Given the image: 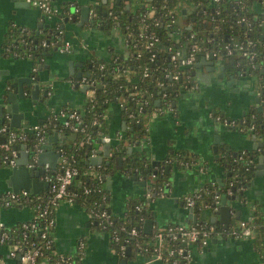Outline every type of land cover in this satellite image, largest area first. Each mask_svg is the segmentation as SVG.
<instances>
[{"label":"crops","instance_id":"obj_1","mask_svg":"<svg viewBox=\"0 0 264 264\" xmlns=\"http://www.w3.org/2000/svg\"><path fill=\"white\" fill-rule=\"evenodd\" d=\"M114 1L116 2V0H53L59 10L63 7L73 10L76 6L79 7L80 12L83 5L91 6L94 3L111 5ZM124 3L134 9L142 5L143 0H124ZM193 9L194 7L188 2L179 4L181 24L186 23L185 19L191 15ZM79 18L80 15L76 23L80 22ZM61 21L64 36L72 43L70 52L59 53L54 49L50 50L40 64L42 67L36 66V71L31 72L30 60L19 58L14 61L12 60L14 57L7 55L2 49L3 43L7 40V32L11 27H18L22 28L27 35H34L36 32L41 35L43 30L47 29L41 25L49 22L52 26L53 22L43 19L40 12L24 0H0V71L8 70L21 76L32 73L33 77H40L42 80L37 99H29L23 104V107L29 109L24 119L29 126L43 123L57 109L81 107L86 94L82 93L80 88L75 90V87L71 85L69 62L76 64L75 72L92 73V66L109 59L113 54H126L127 51L124 35L117 29L101 30L87 24L79 27L72 20L61 19ZM210 54L206 53L204 56L208 57ZM213 56L216 57L215 70L210 71L209 66L206 65L196 68L194 70L195 86L183 89L177 94L172 102L173 111L153 110L146 116L148 135L143 145L149 152L151 161L158 160L161 164L167 158L177 156L179 153H184L186 159L197 160L199 164L206 161L208 165L203 174H197V164H193V171L180 172L170 186L165 185L164 193L151 197L155 192L149 186L142 187L130 181L126 178L129 175L122 169L116 168L117 156L114 158L112 156L111 142L124 134L131 127V123L123 117L119 105H111L107 109L105 114L107 134L104 137L110 138V148L108 155L103 156V161H105L104 164L110 163L113 169L104 175L103 187L113 215L122 216L128 200L145 199L150 210V219L153 220L152 231L174 224L188 225L184 207L181 205L182 203L184 205L185 197L191 192L200 191L207 185L214 188L227 181L223 168L218 163V157L223 154V151L253 150V144L256 141L249 137L248 129L243 128L242 124L253 110L256 111L258 106L256 99L260 103H264V100L255 85L252 86V83H255L253 78L247 79L241 76L236 70L226 66L221 57ZM232 76L234 78L230 80ZM45 90L47 94H44ZM158 104L160 105V102L157 103L156 100L157 107ZM216 114L235 121V125L231 127L235 131L215 121ZM260 117H262L261 114ZM72 141L67 138L63 142L68 146L72 145ZM215 141H217L216 154L214 153ZM102 147L103 144L100 143L97 149L102 150ZM128 147L131 148V152H136L141 146L127 145V153ZM93 156L95 153L91 155ZM118 156L122 157L124 166L125 155ZM111 157L112 160H110ZM8 169L7 166L0 167V194L9 189L5 183ZM170 173H173V167ZM106 178L111 181L109 186L106 185ZM250 183L251 185L247 187L240 200L232 202L231 218L235 221L230 225L239 220H251L258 206L264 212V175L251 179ZM202 211L198 214L194 211L197 223H211L214 215L207 213V210ZM31 214V210L26 207L0 208V223L6 228H12L19 222L28 220ZM54 216L55 226L52 236L56 253L75 256L77 244L82 239L85 243V253L81 258V264H120L123 258L116 254L110 244L109 236L96 228L85 209L77 204L60 202L55 208ZM216 223L223 229H227L218 221ZM254 237L253 234L251 237L236 239L224 234H215L205 246L189 243L186 245L189 264H264V246L263 253L257 250L253 244ZM7 254V248L0 245V261L4 264H15V261L8 258ZM128 261L131 264L134 262ZM150 264H159V262Z\"/></svg>","mask_w":264,"mask_h":264},{"label":"trees","instance_id":"obj_2","mask_svg":"<svg viewBox=\"0 0 264 264\" xmlns=\"http://www.w3.org/2000/svg\"><path fill=\"white\" fill-rule=\"evenodd\" d=\"M181 2H188L194 7L191 15L186 17V23L184 24L179 22V4ZM263 3L264 0H223L218 3H212L211 0H143L142 5L133 9L130 6L127 8L124 0H121L119 2L114 1L111 8H109L108 3L97 6L91 5L90 8L95 10L96 15L90 19V24L87 25L101 30H111L113 28L119 30L124 35L127 51L126 54H113L109 59L97 63L98 66L91 67L92 73L87 79L92 84L91 89L93 92L91 96L85 95L80 108H60L66 111H76L81 117L84 128L83 132L77 133V138L72 141L70 147L64 144L61 148L64 150L65 155L75 161L74 163L79 170L76 181L71 186L72 190L77 193L75 204L89 210L97 202L98 209H106L109 212L113 224L104 229V232L109 236L112 247H117V243L114 242L112 237L114 232L121 240H127L126 245L130 248V254L127 256L125 252L123 256L119 257L134 262L137 261V263L147 259L152 255L155 230L148 234L142 228L145 220L151 218L145 199L134 198L128 200L124 214L119 217L113 215L110 211L107 193L104 188L102 192H90L88 194H84L82 191V184L91 188L102 185L104 175L113 169L110 163H103L99 166L88 163L93 151V144L107 134L105 124L107 109L111 105H119L123 117L131 123V127L120 135V139H114L111 142L113 158L114 156L125 155L123 172L129 176H135L138 180H143L147 177L146 169H148V172L153 170L150 166V155L141 153L139 150L128 154L126 152L127 145H143L145 137L148 135L146 116L153 110L173 111L172 102L177 94L183 89L195 86L194 74H192L195 70L194 64L206 53L221 57L226 66L233 68L243 77H252L258 86L260 96L264 100V38H262L264 12L261 11ZM99 7H101L100 10ZM68 8L63 7L59 10L56 17L69 21L68 16L64 14ZM150 10L154 11L152 15L148 14ZM242 18H244V21H241ZM144 23L149 25V29L146 31L141 29ZM155 23L157 24L155 25ZM188 26L190 27L188 28ZM149 31H153L159 38L152 50L144 48L146 41L149 39ZM64 35L63 32L60 36H55V32L49 34L48 29H45L41 35L22 37L18 27H11L7 32V40L3 46L4 48L8 45L12 47L10 52H6L7 55L13 56L15 52L18 58L20 56L28 57L36 67L42 64L50 50H57L65 40ZM12 41H15V43ZM42 41L46 42L48 46H43ZM234 43H242L244 45L243 51L252 54V57L248 54L243 55V51L235 49L231 54H228L225 46H231ZM193 45L197 48L194 52L193 64L188 67L180 65L179 59L187 56ZM169 49L180 53L177 61H171ZM152 53H155L153 60L150 59ZM101 65L103 66L102 69L99 67ZM144 67L148 69V76H143ZM174 73H178V79L172 77ZM71 79L76 83L79 80L76 76H72ZM74 87L75 90L79 88ZM156 100L160 102L158 107L156 106ZM260 118V114L253 110L246 117L242 127L252 126L254 130H258L261 124ZM37 124L40 125L39 132L46 136L59 131L65 135L71 134L68 130L61 129L62 121L60 118H49L43 123ZM10 129L17 130V128ZM1 138L5 141L6 133L0 134V140ZM80 141H83L82 145H79ZM36 142L37 137L35 134L29 132L28 139L25 142L29 154L35 151L34 144ZM12 147L18 148L19 146L13 144ZM242 152L243 150L236 152L237 155L234 156V152L223 151V154L218 157L219 162H217L223 168L227 181L224 182L223 186L216 185L212 188L207 185L203 187L200 191L201 196L195 200L193 207L195 213L198 214L202 210H207L215 215L216 211H213L212 207L216 192L225 193L230 181L246 182L249 171L246 170L248 165L243 163L249 157L247 152L239 157ZM6 153L0 147V160ZM184 156V153L177 154V158L180 160L186 159ZM110 160H112V157ZM228 164H230L229 169L227 168ZM3 166H5V163L1 162L0 167ZM158 171L160 172L161 169L158 168ZM228 172L231 173L229 177L227 176ZM162 181V179H158L155 190L164 193L166 187L163 186L162 190L158 187V183L160 184ZM215 189L216 191H214ZM28 196V198L21 197L15 202L14 207H26L32 211V215H35L39 203L48 204L49 193L46 190L37 194L31 193ZM137 206H140V210L136 209ZM247 222L253 226L254 247L263 253V210L259 206L256 207L252 219ZM93 223L96 228L101 230L96 222ZM214 225L218 227V230L223 229L216 222ZM18 226L19 224L12 228H4L10 235V238L4 244L6 248L9 247L10 241L19 239ZM132 228H136L137 235L131 236L129 234ZM32 239L36 240V237L33 236ZM197 244L201 245V239ZM181 245L182 241L180 240L171 241L166 239L165 247L167 249L162 254V260L159 264H188L181 255H170L168 252L172 247H180ZM48 254L50 258L46 264H55L59 260V256L54 250L48 251ZM14 261L15 264H21L16 259ZM0 264L4 263L0 261Z\"/></svg>","mask_w":264,"mask_h":264},{"label":"built area","instance_id":"obj_3","mask_svg":"<svg viewBox=\"0 0 264 264\" xmlns=\"http://www.w3.org/2000/svg\"><path fill=\"white\" fill-rule=\"evenodd\" d=\"M29 6L37 9L42 18L45 20H57L56 14L59 13V9L55 6L53 0H24ZM223 0H211L212 3H218ZM98 4H92V6H97ZM113 4L108 5L109 8L112 7ZM91 7V6H90ZM68 10L65 11V15L68 16L69 20L77 18L80 15L79 7L74 6L72 13ZM264 12V3L263 8L261 10ZM154 13L153 10L148 12L149 15ZM96 15V12L93 8H90L88 14V22L90 24V19ZM60 19V18H59ZM244 21V18L241 19ZM61 19L58 23L54 26L55 36H60L63 33V29L60 28ZM157 23H155L156 25ZM170 25V24H168ZM149 25L144 23L141 26V29L146 31L149 28ZM190 27V26H188ZM149 39L146 41L144 48L148 50H152L156 43L158 42V37L153 31L148 32ZM262 38H264V24H263V33ZM43 46H48L46 42L42 41ZM10 45L5 48L6 52H10ZM72 47V43L70 39H66L61 43V45L57 48V52L59 53H69ZM225 48L227 49V53L231 54L233 49L238 51H243L244 45L242 43H234V45H226ZM196 46L193 45L191 52L187 55L179 59L180 65L184 67L191 66L194 62V52L196 51ZM170 51V49H169ZM16 55V53H13ZM248 52L243 51V55H247ZM250 55V54H248ZM139 56V53H138ZM180 56L179 52L170 51V59L171 61H177ZM155 57V53H152L150 59L153 60ZM252 57V54L250 55ZM101 69L103 66H99ZM33 72L36 71V67L34 66ZM143 76H148V69L144 67V74ZM167 76V75H166ZM174 79H178V73H174L172 75ZM71 85L77 86L79 88H83L87 86L89 89L85 92L89 96L92 95L91 83H89L87 77L81 76L77 83L71 80ZM186 87V86H185ZM165 95V94H164ZM170 109V108H169ZM264 110V107H263ZM161 112L160 110H157ZM253 117V116H251ZM49 118L54 119H61L62 121V128L68 130L71 134H77L78 132H83V124L81 121L80 115L76 111H66L64 109H59L58 111H54ZM48 118V119H49ZM214 120L217 122H221L223 125L233 127L235 125V121L226 118L222 115L216 114L214 116ZM245 123V121L243 122ZM7 121L4 124L0 125V134L6 133L5 141L0 140V147H2L7 153L3 155V158L0 160L1 162L5 163L7 167H14L17 165L18 158L20 156L21 149L20 147L14 148L12 147L13 144L25 145L26 140L28 139V133L32 132L37 137V142L34 144L35 151L29 154L27 146L25 148V152L28 154V163L27 167L31 170H39L42 171L39 180L41 182H45L48 184L47 192L49 193L48 197V204L43 205L41 203L37 206V212L35 215L31 214V217L28 220H24L19 222V226L17 228L19 239L17 241H10L9 247H7V256L8 258H12L13 260L19 256V262L21 264H46L49 260L50 256L48 251L54 250L53 246V236L52 231L55 226V216L54 211L57 205L60 202H65L68 204H75V200L77 197V193L74 192L71 186L75 183L76 178L79 174V170L75 165V161L65 155L64 150L61 148L62 146L57 147V152L59 157L57 159L56 167L51 169L47 163L43 165H38L37 157L38 155L44 150L42 146L46 143L48 135L41 134L40 125L35 124L29 126V128H17V130H11ZM249 130H254L252 126L248 127ZM59 133L63 134V132L59 131ZM121 136L117 138L120 139ZM105 142H110L109 137L103 138ZM83 141L79 142V145H82ZM64 145V144H63ZM95 153L94 149L91 155ZM244 151L241 153L239 157L243 155ZM90 155V157H91ZM0 162V165H1ZM99 166V165H97ZM248 169V167L246 168ZM53 172V174H51ZM92 173V172H91ZM90 173V174H91ZM93 174V173H92ZM96 176V175H95ZM98 176V175H97ZM100 183L102 182L99 181ZM103 183L100 186L95 187H87L86 185L82 184V191L84 194H88L90 192H102L103 191ZM201 191V190H200ZM200 191L191 192L185 197L184 205L185 208L194 207L195 200L201 196ZM230 193V191L228 190ZM32 192H27L20 190L18 192H12L11 190H7L4 193L0 194V208H12L15 206V202H17L21 197L28 198V194ZM158 193H163L158 191ZM33 194V193H32ZM105 197V196H104ZM103 197V198H104ZM214 204H213V211H217L219 208V197L214 195ZM97 202L94 203V206L86 210L88 216L90 217L92 222H96L99 226L101 231H104L107 227H110L113 224L112 218L110 217L109 212L106 209H98ZM97 208V209H96ZM137 210H140V206L136 207ZM32 212V211H31ZM211 214V212H210ZM17 224V225H18ZM4 225L0 223V245L6 244V241L10 238L9 233L4 229ZM154 241L152 247V255H150L144 261L136 264H150L155 261L160 262L162 260V254L166 251L165 247V240L171 241H182V245L180 247H172L168 250L170 255L176 254L181 255L183 259L187 261L189 264V254L186 250V244L189 243H197L199 239H201V245L205 246L209 243L211 237L215 234H224L228 235L232 238H247L253 235V226L252 224H248L247 221L239 220L234 224L230 225L227 229L218 230V227L214 225V223H196L195 225H169L163 228H156L154 229ZM131 236L137 235L136 228H132L129 231ZM36 237V240H33L32 237ZM114 242L117 243V247L113 249L115 250L118 256H123L126 252L127 248V240H121L115 232L112 235ZM186 243V244H184ZM55 252V250H54ZM56 253V252H55ZM85 253V243L82 239L79 240L77 244V252L75 256H64L56 253L59 256V260L55 264H80L81 258ZM80 260V263H79ZM78 261V262H77Z\"/></svg>","mask_w":264,"mask_h":264},{"label":"water","instance_id":"obj_4","mask_svg":"<svg viewBox=\"0 0 264 264\" xmlns=\"http://www.w3.org/2000/svg\"><path fill=\"white\" fill-rule=\"evenodd\" d=\"M119 0H116V2ZM29 5V4H28ZM127 8H129V5H127ZM101 7H99V10ZM90 6L89 5H83L81 8L80 12V22L76 23V19L73 18L72 21L76 23L79 27L86 26L88 22V14H89ZM69 11L72 13V10L69 9ZM182 13L184 11L182 10ZM60 19L58 18L57 20H52L53 24L52 26L49 24H42L41 26L44 28L48 29V33L54 32V26L56 23H58ZM60 28H64L62 25ZM189 28V27H188ZM19 33H22V37H26L27 33L22 30V28H18ZM26 31V30H25ZM45 30H43L44 32ZM33 35V34H31ZM36 36L39 35L38 32L34 34ZM13 42V41H12ZM15 43V41L13 42ZM4 45V43H3ZM2 45V49L5 48ZM12 47H10V50ZM6 57V56H4ZM14 58L12 60H17L19 58L25 59V60H30V71L33 72V61L29 59L28 57L18 56L13 55ZM202 65L209 66L210 71L215 70V57L213 54H210L208 57H201V59L194 64V68H199ZM75 66L76 64L74 62H69V71L72 76H76L80 78L81 76L89 77L90 72H82L78 71L75 72ZM95 66H98L96 64ZM42 66L38 65V68H41ZM195 71L192 72L194 74ZM243 76V75H241ZM233 76L230 77V80H233ZM252 78V77H251ZM248 79V76H247ZM42 80L40 77H33V74H29L28 76L25 75H16L15 73H11L8 70L0 71V125L7 121V124L12 127V128H29V123L25 121V117L27 116V113L29 112V109L24 106V102H26L29 99H34L36 100L38 97V93L40 91V83ZM255 85V88L258 89V86L256 83H252V86ZM89 88L87 86L80 88V91L85 93ZM44 94H47V91H44ZM254 94V93H252ZM258 103V106L256 108V111L262 115V117L259 119L261 121V124L258 128V130H249L248 128V135L251 137L253 141H256L253 144V150L245 149L243 150L244 152H247V156L249 157L243 164L248 165V170L249 173L246 178V182H235V181H230L229 182V187L225 191V193L220 194L216 192V196L219 197V208L216 211V214L212 216L211 218V223L219 222L220 224L224 225V228H228L230 223L234 222L235 220L231 218V205L232 202L239 201L240 198L245 194V191L248 186L251 185L250 181L253 178L259 177L264 175V103H260L259 100L256 99L255 101ZM157 103L159 101L157 100ZM159 105V104H158ZM23 122V123H22ZM228 129H233L230 126L227 127ZM242 130V129H241ZM233 131H235L233 129ZM243 131V130H242ZM72 139L75 140L77 138V134H70V135H61L58 134L57 132H53L51 135L47 137L46 143L42 146L44 149L37 157V162L38 165H43L47 163L51 169H54L56 167L57 159L59 157V154L57 152V147L58 146H63L64 140L65 139ZM218 140V139H216ZM259 140V141H258ZM1 141L3 142L4 139L1 138ZM147 139H145V142ZM102 143L103 147L102 150L97 149L99 144ZM214 153L216 154L217 150V141L214 142ZM219 143V142H218ZM144 145V144H143ZM141 145L139 151L141 153H147L149 152L146 150V148ZM71 145H68L70 147ZM21 149L20 156L17 161V165L14 167H10L7 172V176L5 179V183L8 190H11L12 192H18L20 190L27 191V192H32L33 194H37L41 191L47 190L48 184L45 182H41L39 180V177L42 173V171L39 170H31L27 167L28 163V154L25 152V145H20L19 146ZM93 149L95 150V156L89 157L88 163L90 165H101L102 163H105L103 161V156H107L109 153V148H110V143L105 142L104 139H99L96 143L93 144ZM128 154H131V148L128 147ZM102 152V153H101ZM234 156L237 155L236 152L233 153ZM166 161V164H165ZM164 162L158 161V160H152L150 161V166L153 168V170L146 169L147 177L145 179H137L135 176H128L126 177L130 181H133L134 183H137L141 185L142 187H147L149 186L150 189L155 188V185L157 184L158 179H162V183H158V187L160 190L163 189L164 187H168L171 185L172 180L174 181L177 176H179L180 172L188 170V171H193V164L196 165V173L197 174H203L204 171L207 168L208 163L204 161L203 163H197V160L193 159H184L180 160L177 158V156H173L171 158H167ZM169 161V163H167ZM116 162V168L117 169H122L123 171V164H122V157L117 156L115 158ZM233 162V161H232ZM235 162V161H234ZM156 167V168H155ZM171 167H173V173H170ZM246 167V168H247ZM158 168L161 169V171H158ZM227 168H230V164L227 165ZM193 173V172H192ZM227 176H231V173L228 172ZM106 185H110L111 181L109 178H106ZM142 180V181H140ZM164 183V184H163ZM166 185V186H165ZM220 185H224L220 184ZM230 191V193L228 192ZM157 195V190L155 193H152L151 197H154ZM147 200H151L150 198H147ZM184 207V212L187 218V223L188 225H195L197 223V216L194 213V208H185V205L183 203L181 204ZM203 212V211H202ZM207 213L210 214L209 211ZM236 218H238L236 216ZM152 224L153 220L148 218L145 220L143 224V231L145 233L150 234L152 232ZM186 244V243H184ZM187 245V244H186ZM130 254V248H126V255L128 256ZM17 260H20V257H17ZM120 264H130L127 258H124L121 260ZM132 264H136L135 262Z\"/></svg>","mask_w":264,"mask_h":264},{"label":"flooded vegetation","instance_id":"obj_5","mask_svg":"<svg viewBox=\"0 0 264 264\" xmlns=\"http://www.w3.org/2000/svg\"><path fill=\"white\" fill-rule=\"evenodd\" d=\"M156 168V167H155ZM236 182V181H235ZM153 192H156V190L154 188H152Z\"/></svg>","mask_w":264,"mask_h":264},{"label":"rangeland","instance_id":"obj_6","mask_svg":"<svg viewBox=\"0 0 264 264\" xmlns=\"http://www.w3.org/2000/svg\"><path fill=\"white\" fill-rule=\"evenodd\" d=\"M131 1H134V0H131Z\"/></svg>","mask_w":264,"mask_h":264}]
</instances>
